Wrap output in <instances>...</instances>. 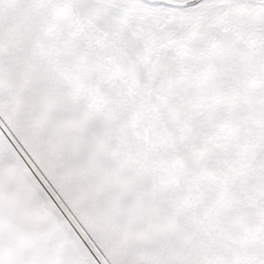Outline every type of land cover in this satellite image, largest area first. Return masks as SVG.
Returning a JSON list of instances; mask_svg holds the SVG:
<instances>
[{"label": "snow or ice", "instance_id": "1", "mask_svg": "<svg viewBox=\"0 0 264 264\" xmlns=\"http://www.w3.org/2000/svg\"><path fill=\"white\" fill-rule=\"evenodd\" d=\"M0 264H264V0H0Z\"/></svg>", "mask_w": 264, "mask_h": 264}]
</instances>
